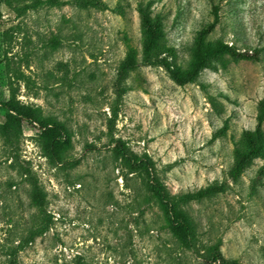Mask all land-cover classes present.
<instances>
[{"label": "rangeland", "instance_id": "rangeland-1", "mask_svg": "<svg viewBox=\"0 0 264 264\" xmlns=\"http://www.w3.org/2000/svg\"><path fill=\"white\" fill-rule=\"evenodd\" d=\"M140 11L184 71L211 23L206 43L247 57L215 54L180 85L142 59ZM263 98L264 0H0V264H199L210 244L264 264ZM52 121L68 140L61 155L43 127ZM116 139L171 193L217 188L187 208L192 242L164 227L156 205L134 204L138 180L124 178Z\"/></svg>", "mask_w": 264, "mask_h": 264}, {"label": "trees", "instance_id": "trees-1", "mask_svg": "<svg viewBox=\"0 0 264 264\" xmlns=\"http://www.w3.org/2000/svg\"><path fill=\"white\" fill-rule=\"evenodd\" d=\"M142 23L145 26V37L142 45V59L147 63H155L166 69L170 76L180 85L193 80L198 73L206 66L209 58L220 52H226L233 57H247V53L239 52L235 47L216 41L212 45L204 41L203 35L208 32V28L199 31L194 47L192 49V63L187 70H182L174 61V52L163 43V35L159 22L151 20L148 15L140 11ZM214 15L217 17V7H214ZM151 21H150V20ZM27 118H32L29 114H24ZM264 118V98L260 102L258 121ZM45 131L50 132L54 139L52 149L58 155H61V149L68 145V140L61 139V135H54L61 130V124L51 122ZM47 133V132H46ZM15 135V134H14ZM250 151L256 152L257 148L249 142ZM126 143L121 139H116L114 148L115 160L119 166L125 170L124 178L135 176L137 183L131 184L133 202L137 206L145 204L148 207L156 205L163 215V225L167 227L172 235L182 243H190L197 236L195 219L188 211L192 201H199L207 197L209 191H216L217 188L210 187L205 190L194 192L186 191L171 193L162 180L156 175V169L149 160L128 152ZM23 174L28 175V170ZM134 179V178H133ZM30 204L38 210V214L44 213L45 196L41 188L34 179H30ZM142 211V210H141ZM51 224V217L47 216L41 220L32 230H30L27 241H32L35 237L45 233ZM206 255L199 264H238L235 260H228L219 250L218 244H210L205 250Z\"/></svg>", "mask_w": 264, "mask_h": 264}]
</instances>
